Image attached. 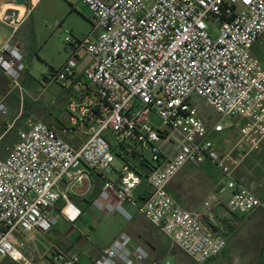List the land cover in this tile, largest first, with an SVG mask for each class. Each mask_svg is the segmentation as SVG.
I'll return each instance as SVG.
<instances>
[{
    "label": "built area",
    "instance_id": "2783aa9c",
    "mask_svg": "<svg viewBox=\"0 0 264 264\" xmlns=\"http://www.w3.org/2000/svg\"><path fill=\"white\" fill-rule=\"evenodd\" d=\"M76 1L88 7L92 32L83 39L67 35L69 57L44 80L47 86L71 82L80 100L70 104L69 124L60 131L28 119L8 155L0 158V262L37 264L20 250L18 235L50 232L61 198L67 202L64 217L77 221L82 212L69 202L68 192L96 173L104 179L93 203L97 210L117 211L131 220L123 208L129 202L174 246L206 264L227 246L225 237L203 222L221 205L222 193L230 192L227 208L241 221L264 214V201L235 178L233 150L224 151L213 138L233 128L238 145L248 152L264 142V61L255 53L264 37V0ZM34 2L27 0L24 12L0 7V23L11 32L0 49V71L21 99L25 57L12 38ZM82 51L90 60L79 72ZM8 95L0 100L3 116ZM194 97L202 98L221 120L208 126ZM154 117L161 126L153 123ZM75 131L88 135L78 149L65 139ZM128 144L138 147L141 160H148L145 152L150 155L146 194L140 191L144 178L137 169L125 161L115 167L112 146ZM207 162L219 172L221 187L190 211L177 203L168 186L184 167ZM50 258L52 264H83L75 249L54 246ZM150 261L158 264L146 246L122 233L89 264Z\"/></svg>",
    "mask_w": 264,
    "mask_h": 264
},
{
    "label": "rangeland",
    "instance_id": "374dc122",
    "mask_svg": "<svg viewBox=\"0 0 264 264\" xmlns=\"http://www.w3.org/2000/svg\"><path fill=\"white\" fill-rule=\"evenodd\" d=\"M70 2L68 0H39L38 3L30 5L29 20L25 22L20 32V35L26 37L25 41L27 42L25 52L26 70L22 77L24 95L21 99V94L18 90L11 91L12 85L9 81L11 86L7 92L9 98L5 101L7 115L3 116L0 114V120H2L5 127L14 123L10 131H14L15 135H18L20 130L26 129L25 123L28 119L48 123L52 115L62 116V114L67 113V95L62 88V83H54L47 86L44 77L49 75L51 68L58 70L69 57L71 48L65 42L67 35L83 39L92 32L93 28L88 9L82 4L76 3V9L71 10ZM32 24L34 25L35 32L31 34ZM263 48L264 37L258 41L255 48V53L260 58H264ZM80 56L84 63L90 60V57L84 51L80 53ZM193 104L208 126L221 120L216 111L206 104L202 98L194 97ZM19 114H21V117L16 119ZM224 121L231 122L230 119H225ZM153 123L156 126H161V122L157 117H154ZM109 138L111 139L110 133ZM214 140L224 151L233 150L232 157L236 162L235 178L257 197L264 198V142L261 143L259 148L249 153L247 146L238 145V132L233 128L226 130ZM128 145L138 151V147ZM144 156L149 162L151 159L150 155L145 152ZM123 163L124 160L122 158L116 157V169H119ZM212 170L216 173V169L212 168ZM182 181H184L183 172L177 175L171 182L172 189L175 190L176 183ZM213 188L212 178H206L198 174L189 181L186 188L179 193L174 191L172 196L179 203H181L180 198H184L189 205L196 206L194 209L189 207L187 209L195 211L199 209ZM229 196L230 192L226 191L220 195V199L224 204H227ZM124 208L134 216L133 211L125 204ZM215 211L216 209L211 211L204 219L212 218L214 220L215 229L213 230L225 237L227 246L219 256L206 264H247L249 259L246 253L258 254L259 248L264 243V214L261 212L253 213L250 218L253 217L256 220L255 223L249 224V218L245 222L240 220L241 222L236 221L234 225H231L229 223L230 220H234L235 218L231 217V215H229L231 217L230 220L222 218L221 215L226 214L225 209H221V215H217L216 217L213 216ZM111 227H114V225ZM90 230L92 232V229ZM157 234L154 241L156 242L161 237L163 239L162 243L164 242V249L157 247L153 251L152 258L156 263L198 264L178 247L174 246L165 236L160 233ZM46 236H35L36 240L34 243L48 248L49 243L45 238ZM30 237L31 235L29 234L26 239H23V237L18 235V239L23 243H27ZM244 244H249L253 248L246 246L247 248L243 249L242 246ZM31 250L35 251V249ZM42 253L41 264H50L49 253H46L45 250ZM0 264L15 263L5 259Z\"/></svg>",
    "mask_w": 264,
    "mask_h": 264
},
{
    "label": "crops",
    "instance_id": "0c3cea01",
    "mask_svg": "<svg viewBox=\"0 0 264 264\" xmlns=\"http://www.w3.org/2000/svg\"><path fill=\"white\" fill-rule=\"evenodd\" d=\"M12 0H0V7L4 9L7 5L10 6ZM39 0H35L34 4L38 3ZM71 1L69 3L71 10L76 9V3L82 4L87 9L88 7L79 1L76 0H69ZM112 1V0H107ZM89 11V9H88ZM90 15V11H89ZM29 20V16L26 17V19L22 22L19 30L15 34V36L12 38L13 42L19 46L21 49L22 54L25 57L26 52V44L25 41L26 37H23L20 35L21 30L23 29L25 22ZM33 25V24H32ZM31 34L35 32L34 25L33 28L30 30ZM11 38V32L0 23V49L3 47V45ZM69 56V55H68ZM264 61V58H261ZM67 60V59H66ZM87 63H84L83 60L78 65V71L82 72L85 65ZM10 83L8 78L0 71V100L5 97L8 93V88H10ZM62 88L65 91L67 95L66 105H67V113L62 114V116H53L49 120L48 124L49 126L55 128L57 131H60L61 128L66 127L69 124L70 120V112H69V106L73 102L78 103L80 100V95L76 93L72 88L71 82H66L62 84ZM9 95L6 98V101L8 100ZM10 127L7 125V127L4 126L2 123V120H0V158H5L8 155L9 150L12 148L16 140L18 139V135L14 134V131H10ZM221 134L214 135V139ZM17 136V137H16ZM16 137V138H15ZM88 135L85 131H75L74 133L67 134L65 136V139L71 144L73 148H80L85 140L87 139ZM252 152V151H251ZM250 153V152H249ZM140 158L137 157L136 160H139ZM212 168L216 169L212 164L209 162L205 163L200 168H193L190 166L184 167L177 175L183 172L184 181L177 182L176 189L173 190L171 185L168 186V191L171 195L174 194V191L176 193H179L182 191L186 186L189 184V181L193 178H195L198 174H201L205 176L206 178H212L214 188L212 191L219 189L221 187L220 182V175L219 172L216 169V173L213 172ZM142 170V167L139 168ZM202 172V173H201ZM175 179V178H174ZM140 187V191L143 194H146L150 192V188L147 184V179L145 180ZM104 183V179L96 173H92L89 175V178L86 180V182L82 185L77 186V188H74L68 192L69 202L74 204L76 207H78L81 210V216L77 221L74 223L69 222L64 215L62 214V209L66 205V201L64 199H59V201L56 203L55 208L52 212L53 217L57 220L55 226L53 229L48 233H42L38 230H34L31 232H25L20 233V237H23V239L27 238V235H31L30 239L27 243L21 242L22 245L20 246V250L28 255L35 257L36 263L41 264V257H42V251L45 250L46 253H49V260L51 263V253L52 248L54 246L63 249V250H77L81 256H82V262L83 264H89V260L92 258H97L103 249L110 246L112 242L117 239L122 233L129 234L132 238L135 244L137 245H144L146 246L151 256L153 257V251L157 247H161V249H164V242L162 243V238L158 239L156 242L154 241V238L157 233H160V230L153 225H151L143 216L138 215L137 208L129 203H124L127 207L130 208L131 211H133L134 216L128 211L127 209L123 208L132 216L131 220L126 219L122 214H120L117 211L109 212L105 209L99 211L94 206L93 203L99 199V194L101 192L102 186ZM171 184V183H170ZM62 189L65 188L64 184L61 186ZM230 197V196H229ZM264 201V198H261ZM179 203L181 206L185 207L186 209L189 207L191 209L196 208L194 205H189L187 200L184 198H180ZM116 200L113 199L111 201L112 205H116ZM221 209L226 210V214L221 215ZM217 215H221L222 218H225L227 220H230L231 217L235 218L234 220L231 219L229 223L231 225H234L236 221L241 222V216L238 214L230 213L227 204H224L221 201V205L216 208L215 214L213 215L216 217ZM231 215V217H229ZM253 215V214H252ZM251 217L248 216L246 220H248ZM226 221V220H225ZM227 222V221H226ZM237 222V223H238ZM256 220L250 218L249 224L255 223ZM204 224L206 226H209L212 229H215V223L212 218H209L207 220L204 219ZM114 225V227H111ZM94 227V229H93ZM231 227V226H230ZM92 229V232L91 230ZM231 229V228H230ZM47 235L45 238L48 241V248H45L41 246L40 244H35L34 241L35 236H43ZM249 246L253 248L249 244H244L242 246L243 249H246ZM23 249V250H22ZM35 249V251L31 250ZM258 254H251L250 252L246 253V256L249 259V262L247 264H264V243L259 248ZM37 251V252H36ZM40 252V254H38ZM42 253V254H41ZM150 262H147L145 264H150Z\"/></svg>",
    "mask_w": 264,
    "mask_h": 264
},
{
    "label": "trees",
    "instance_id": "16d2710c",
    "mask_svg": "<svg viewBox=\"0 0 264 264\" xmlns=\"http://www.w3.org/2000/svg\"><path fill=\"white\" fill-rule=\"evenodd\" d=\"M112 150L117 157L122 158L125 162L131 164L133 168L137 169L143 175L144 182H146L145 180L148 178L151 167L146 159L136 160L137 157L143 156L141 153H139L135 148H132L129 145H113ZM141 167L142 170L139 169Z\"/></svg>",
    "mask_w": 264,
    "mask_h": 264
},
{
    "label": "water",
    "instance_id": "95a60500",
    "mask_svg": "<svg viewBox=\"0 0 264 264\" xmlns=\"http://www.w3.org/2000/svg\"><path fill=\"white\" fill-rule=\"evenodd\" d=\"M11 4L26 7L27 6V0H12Z\"/></svg>",
    "mask_w": 264,
    "mask_h": 264
},
{
    "label": "bare ground",
    "instance_id": "6f19581e",
    "mask_svg": "<svg viewBox=\"0 0 264 264\" xmlns=\"http://www.w3.org/2000/svg\"><path fill=\"white\" fill-rule=\"evenodd\" d=\"M11 6H15V7H19L21 9L22 12H24V6H18V5H14V4H10ZM8 6V5H7ZM6 6V7H7Z\"/></svg>",
    "mask_w": 264,
    "mask_h": 264
}]
</instances>
